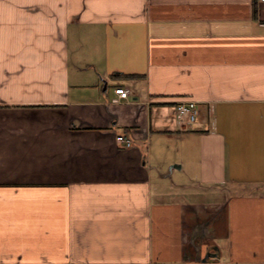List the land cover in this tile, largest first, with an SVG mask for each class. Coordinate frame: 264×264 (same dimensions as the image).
I'll use <instances>...</instances> for the list:
<instances>
[{
    "label": "crops",
    "instance_id": "crops-1",
    "mask_svg": "<svg viewBox=\"0 0 264 264\" xmlns=\"http://www.w3.org/2000/svg\"><path fill=\"white\" fill-rule=\"evenodd\" d=\"M0 264H264V2L0 0Z\"/></svg>",
    "mask_w": 264,
    "mask_h": 264
},
{
    "label": "built area",
    "instance_id": "built-area-1",
    "mask_svg": "<svg viewBox=\"0 0 264 264\" xmlns=\"http://www.w3.org/2000/svg\"><path fill=\"white\" fill-rule=\"evenodd\" d=\"M264 2V0H259ZM115 92L121 98H127L130 94V89L125 87H116ZM176 117L181 125L194 124L198 119L200 111L195 101H180L176 105ZM119 141L125 142L128 146L131 145L129 140H126L123 136H120Z\"/></svg>",
    "mask_w": 264,
    "mask_h": 264
},
{
    "label": "trees",
    "instance_id": "trees-1",
    "mask_svg": "<svg viewBox=\"0 0 264 264\" xmlns=\"http://www.w3.org/2000/svg\"><path fill=\"white\" fill-rule=\"evenodd\" d=\"M115 76H124V75L121 73H116ZM125 76H131V75H125Z\"/></svg>",
    "mask_w": 264,
    "mask_h": 264
},
{
    "label": "rangeland",
    "instance_id": "rangeland-1",
    "mask_svg": "<svg viewBox=\"0 0 264 264\" xmlns=\"http://www.w3.org/2000/svg\"><path fill=\"white\" fill-rule=\"evenodd\" d=\"M129 96H130V94H129ZM129 96H128V97H129ZM128 97H127V98H128Z\"/></svg>",
    "mask_w": 264,
    "mask_h": 264
},
{
    "label": "water",
    "instance_id": "water-1",
    "mask_svg": "<svg viewBox=\"0 0 264 264\" xmlns=\"http://www.w3.org/2000/svg\"><path fill=\"white\" fill-rule=\"evenodd\" d=\"M214 254V253H213ZM215 255V254H214Z\"/></svg>",
    "mask_w": 264,
    "mask_h": 264
}]
</instances>
